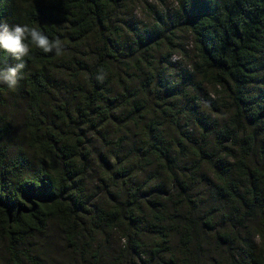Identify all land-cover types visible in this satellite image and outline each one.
<instances>
[{
  "label": "trees",
  "instance_id": "1",
  "mask_svg": "<svg viewBox=\"0 0 264 264\" xmlns=\"http://www.w3.org/2000/svg\"><path fill=\"white\" fill-rule=\"evenodd\" d=\"M3 22L64 45L0 83L37 148L10 151L0 113L5 264H264V0H0Z\"/></svg>",
  "mask_w": 264,
  "mask_h": 264
},
{
  "label": "rangeland",
  "instance_id": "2",
  "mask_svg": "<svg viewBox=\"0 0 264 264\" xmlns=\"http://www.w3.org/2000/svg\"><path fill=\"white\" fill-rule=\"evenodd\" d=\"M149 1L150 3L154 4V9L157 11V13H159L161 16H164L165 19H167V13L169 12L170 14H173L174 9L176 8V0H149ZM134 15H135L134 20L137 21L138 26L141 29L150 27L155 21V14L151 12L148 3H145L143 1L142 3H138L137 10L134 13ZM159 35L160 34L158 33V38ZM181 35L184 45H188L190 54L194 57L195 52L194 50H192V37L188 32H184V31L182 32ZM172 61L179 62L180 69H182V67L186 68L187 70L190 69V66L188 64L189 61L187 59H184L183 56H181L180 54H175L172 58ZM204 87L206 88L207 91H213V88L209 85H205ZM18 95L15 96L12 101L5 102L0 105L1 116H3L7 120L6 122L8 123L9 128H11L13 131V135L5 139L4 145L8 146L10 151H14L17 147L21 148L23 152L29 156L30 154L31 155L35 154L37 148L28 147V142L26 138H24L22 121L26 112L25 107L27 104L22 99V96L19 93ZM187 117L188 115H186L184 118ZM257 155L258 154L255 153L253 155V158L257 159ZM47 237H50L51 245L55 249H58L59 243L57 241L58 236L55 227H52V229L49 230ZM38 238L42 242H44L43 235H39ZM53 254L54 252L50 253V256L52 257ZM62 257L63 255L59 256V259L56 258L55 261L53 262H57V263L62 262L63 264V261L61 259ZM5 263H6V259H4V253H2V250H0V264H5Z\"/></svg>",
  "mask_w": 264,
  "mask_h": 264
},
{
  "label": "clouds",
  "instance_id": "3",
  "mask_svg": "<svg viewBox=\"0 0 264 264\" xmlns=\"http://www.w3.org/2000/svg\"><path fill=\"white\" fill-rule=\"evenodd\" d=\"M30 45L43 50L44 53L55 52L61 55L64 45L59 38L50 40L49 37L36 27L28 24L9 26L7 22L0 23V50L8 53L16 63L0 68V83L6 84L9 89H15L20 79H23V70L26 67L24 58L30 53ZM103 79V76L98 77Z\"/></svg>",
  "mask_w": 264,
  "mask_h": 264
}]
</instances>
